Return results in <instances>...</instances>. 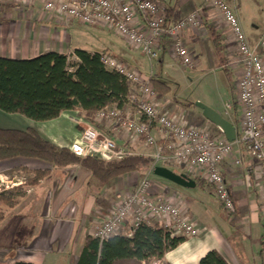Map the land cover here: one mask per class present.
Returning <instances> with one entry per match:
<instances>
[{
    "label": "crops",
    "instance_id": "0c3cea01",
    "mask_svg": "<svg viewBox=\"0 0 264 264\" xmlns=\"http://www.w3.org/2000/svg\"><path fill=\"white\" fill-rule=\"evenodd\" d=\"M175 3H179L178 9L168 6L173 8L169 23H176L199 7L202 8V27L197 30L187 29L182 32V37L194 54L195 72L200 71L202 66H208L209 70L216 68L214 63L217 62L207 26L214 27L225 37L226 57L235 47L221 15L214 6L206 4L205 0H175ZM226 3L236 12L248 43L254 46L264 31V0H226ZM104 29L81 26L74 20L54 18L37 1L18 7L0 5V57L26 60L45 52H56L76 61V49L92 53L106 50L129 64L127 52L100 40L103 38L100 31ZM261 52L264 53V48L260 49ZM166 56L175 60L163 44L157 58L162 68L167 66ZM234 75L229 88L230 97L227 93L218 100L203 102L223 115L227 111V101L235 98L233 103L237 114L234 120L237 119L239 124L241 110L236 100V80L241 75V68ZM142 77H150L151 83L154 78L163 81V73L159 76L150 73L148 77ZM169 99L175 101L170 93L164 96L157 93V108L173 115L184 125L219 133L218 127L203 118L199 108L176 115V109ZM4 114L0 111V128L21 131L32 128L46 141L68 149L76 142L86 122L106 134L110 126L109 121H97V113L92 122L85 120L77 111H64L56 119L46 122L32 121L16 114ZM154 134L157 136L156 132ZM115 141L118 145L131 149L135 155L151 157L155 151L154 146L147 147L142 140L132 139L125 131L115 137ZM234 158H239L241 164L234 165ZM11 161H16V165L22 166L27 174H14V182H9L12 185L3 190L13 193L14 203L12 207L0 204V212L4 214L0 222V264H13L16 261L32 264H78L84 241L91 236L98 219L109 210L115 200L129 194L148 170L145 168L140 173L116 177L101 191H96L89 184L88 171L79 165L52 168L38 160ZM223 166L224 178L234 204V211L229 214L221 207L211 186L201 185L195 177L187 175L178 166L156 165L176 176L185 175L183 182L177 184L154 170L151 174L157 178H152L156 191L175 202L181 214L198 228L199 234L184 238L174 249L165 252L160 260L150 264H199L201 258L211 250H216L227 264H264V212L258 201L256 177L259 165L243 147L236 146L232 158L227 159ZM45 170L47 174L44 177L31 181L36 171ZM234 216L237 217V224L231 222ZM128 232L121 230L118 234L130 237L132 234Z\"/></svg>",
    "mask_w": 264,
    "mask_h": 264
},
{
    "label": "built area",
    "instance_id": "2783aa9c",
    "mask_svg": "<svg viewBox=\"0 0 264 264\" xmlns=\"http://www.w3.org/2000/svg\"><path fill=\"white\" fill-rule=\"evenodd\" d=\"M31 1L41 4L46 13L59 20H74L88 27H100L114 32L129 46L148 58L157 59L163 44L183 68H193L195 57L185 43L182 32L202 27L201 9L186 18L169 23L168 6L160 0H0V5L22 6ZM221 15L230 32L241 65L236 83V100L240 107L237 137L228 142L223 133L184 125L156 106L157 93L151 79L143 78L139 71L110 53L101 61L105 68L122 75L128 82V91L122 106H110L96 114V120L110 122L108 134L86 122L76 142L69 150L79 157H98L105 161L121 160L135 155L116 143L125 131L134 140L154 146L151 155L154 164L137 181L131 192L115 200L100 222L93 227L91 237L98 243L106 241L121 230L129 234L141 225L159 223L174 236L196 237L198 228L182 215L179 206L156 191L151 174L158 163L180 167L213 189L225 212L232 213L234 204L224 178V163L231 159L236 146H241L259 165L256 174L257 195L264 212V31L251 46L240 25L236 12L226 0H205ZM154 132L157 133L154 134ZM240 165L239 158L233 159Z\"/></svg>",
    "mask_w": 264,
    "mask_h": 264
},
{
    "label": "trees",
    "instance_id": "16d2710c",
    "mask_svg": "<svg viewBox=\"0 0 264 264\" xmlns=\"http://www.w3.org/2000/svg\"><path fill=\"white\" fill-rule=\"evenodd\" d=\"M173 8H168V19ZM214 58L219 66L226 67L225 37L212 26H207ZM108 53L87 52L76 49V61L68 55L45 52L37 57L16 60L0 57V111L16 114L36 122L56 119L64 111H77L92 122L95 114L110 106H122L128 91V82L115 71L105 68L101 56ZM260 55L264 58V53ZM224 72L229 75L225 69ZM152 87L160 95H168L170 87L158 78ZM238 120L233 122L236 129ZM144 140V139H142ZM14 159L38 160L52 168L79 165L88 171L89 184L101 191L112 179L121 175L150 169L154 159L131 155L121 160L105 161L98 157H79L68 148L58 147L43 139L34 129L0 128V164ZM47 174L36 171L33 180ZM30 181V182H31ZM201 185L206 183L199 181ZM14 195L0 192V204L12 207ZM4 214L0 212V222ZM184 241L160 225L139 226L130 237L114 234L101 244L86 237L78 264H150L162 258L165 252ZM13 264H32L16 261ZM199 264H227L216 251H209Z\"/></svg>",
    "mask_w": 264,
    "mask_h": 264
},
{
    "label": "rangeland",
    "instance_id": "374dc122",
    "mask_svg": "<svg viewBox=\"0 0 264 264\" xmlns=\"http://www.w3.org/2000/svg\"><path fill=\"white\" fill-rule=\"evenodd\" d=\"M167 6H173L175 9H178V5L175 3V0H160ZM180 1V0H179ZM83 26V25H81ZM94 28V27H92ZM102 37L100 40H105L109 43L114 44L118 49H121L128 53L127 61L132 67H135L143 76H149L150 73L160 75L163 73V82L166 83L170 87V95L171 98L175 99L172 102V107L176 110V115H179L182 112H192L194 110H198L195 106L196 102L206 103L212 100H218L224 94H229L230 85H232L234 81V73L240 71V63L237 64L238 55L236 47H234V51L230 52L228 57H226V67H221L217 63H214V67L212 70H209L208 66H202L201 70H197L195 72V68H183L176 60L172 59L170 56L165 57V63L167 66L163 68L159 64L158 59H152L151 61L148 58L140 53V51L134 47L129 46L123 39L118 37L114 32L104 29L100 31ZM99 40V41H100ZM99 50H96V52ZM239 62V61H238ZM240 67V68H239ZM224 69L230 73L227 75L224 72ZM165 74V75H164ZM232 74V75H231ZM238 81V78L237 80ZM234 94H235V90ZM157 93V92H156ZM235 100V98H234ZM227 101L226 112H223V117L229 120L230 122H234V117L237 114L236 105L233 101ZM190 109V110H189ZM11 115V114H4ZM133 149V148H132ZM131 150V149H130ZM133 151L137 152L133 149ZM16 161L4 162L0 164V181L4 180L5 184L0 186V192L6 190V187H10L14 182V174H27V171L22 168V166L16 165ZM144 168H142L140 172H142ZM151 179H157L154 175L150 176ZM1 183V182H0ZM111 207V206H110ZM110 209V208H109ZM109 210L104 214L106 215ZM102 215L101 218L104 216ZM101 218L98 219V223ZM237 217L234 216L231 218V222L237 224Z\"/></svg>",
    "mask_w": 264,
    "mask_h": 264
},
{
    "label": "water",
    "instance_id": "95a60500",
    "mask_svg": "<svg viewBox=\"0 0 264 264\" xmlns=\"http://www.w3.org/2000/svg\"><path fill=\"white\" fill-rule=\"evenodd\" d=\"M195 106L201 110L202 116L205 120L219 128L228 142L235 141L237 137V129L232 122H230L220 113L203 103L196 102ZM153 170L155 173H158V175L168 178L176 182L177 184H181L183 182V179L185 178V175L176 176L170 171L160 167H154Z\"/></svg>",
    "mask_w": 264,
    "mask_h": 264
},
{
    "label": "bare ground",
    "instance_id": "6f19581e",
    "mask_svg": "<svg viewBox=\"0 0 264 264\" xmlns=\"http://www.w3.org/2000/svg\"><path fill=\"white\" fill-rule=\"evenodd\" d=\"M0 182H1L0 186H1L2 184H5V181H4V180H1Z\"/></svg>",
    "mask_w": 264,
    "mask_h": 264
}]
</instances>
